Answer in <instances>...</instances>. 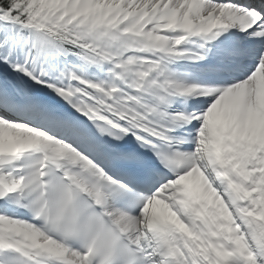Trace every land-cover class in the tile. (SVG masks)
I'll use <instances>...</instances> for the list:
<instances>
[{
	"label": "snow or ice",
	"instance_id": "obj_1",
	"mask_svg": "<svg viewBox=\"0 0 264 264\" xmlns=\"http://www.w3.org/2000/svg\"><path fill=\"white\" fill-rule=\"evenodd\" d=\"M0 264H264V0H0Z\"/></svg>",
	"mask_w": 264,
	"mask_h": 264
}]
</instances>
